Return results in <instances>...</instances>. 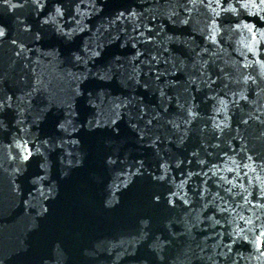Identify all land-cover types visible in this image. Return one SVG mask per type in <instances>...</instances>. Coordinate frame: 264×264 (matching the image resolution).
I'll use <instances>...</instances> for the list:
<instances>
[{"label":"clouds","instance_id":"1","mask_svg":"<svg viewBox=\"0 0 264 264\" xmlns=\"http://www.w3.org/2000/svg\"><path fill=\"white\" fill-rule=\"evenodd\" d=\"M48 4L49 0H0V7H6L12 13L30 5L41 28L50 27L57 35L67 39L89 30L87 20L103 10V5L97 0H78L72 6L73 14L67 18L65 7L59 3L52 4V10L41 16ZM142 15L133 9L127 18L139 28L138 21ZM162 15L179 26H187L194 21L197 26L194 31L203 37L204 43L199 44L194 36L183 41L175 37L177 43H183L190 53H194L191 61L172 55L165 60L162 54H152L156 64L163 61L170 65L168 71L157 74V84L160 76L175 77L183 72L184 86L173 95H169L166 89L169 86L177 87L180 81L167 79L159 87L163 112H156L145 119L147 109L140 106L139 119L144 120V124L130 123L129 127L136 131L141 141H146V147L155 150L159 158L158 167L153 165L150 169L144 159L132 161L127 155L122 159L108 156L106 163L109 166L119 163L123 165V170L116 172L117 180L110 185L111 198L107 203L109 206L118 203V193L132 184L136 177L147 173L155 185L163 186L153 193V203L166 201L169 208L188 209L179 220L174 217L166 221V227L174 237L185 236L188 240L183 258L171 264H193L194 260L204 261L205 264H264V0H174ZM19 19L21 31L31 33L32 25L26 24L22 17ZM160 29L163 33V24ZM140 35L149 39L144 32ZM42 38L41 32L34 33L35 41L39 42ZM173 39L171 34L166 36L164 52H170L168 45ZM6 40L14 46L13 65L22 57L23 67L28 69V61L31 60L33 83L31 89L18 96L19 101L27 105V108H19L21 120L17 124L23 125L20 135H14L11 143H0V170L15 178L26 171L24 165L32 156H44L46 163L41 168L45 174L32 181L37 185L34 190L36 195L29 194V200L25 201L35 206L32 205L33 200L37 205L40 203L37 197L47 200L56 195L55 182L47 187L44 183L50 179L49 152L62 149V164L69 167L79 165L82 162L78 151L81 142L75 134L82 127H87L89 131L110 128L119 134V121L125 114L131 118V113L126 112L131 101L119 97L106 98L101 92L99 99L88 101L96 114L86 124L76 123L77 113L66 111V119L57 125L64 135L55 143L49 138L37 140L31 132V125L23 121L24 113L32 106V98L40 91L49 92L48 84L53 76L65 82L74 96H81L83 93L79 82L88 78V72H61L57 53L45 51L38 44L28 47L19 38L9 39L8 29L0 25V47ZM99 47L102 46L89 48L86 41L83 51L87 58L77 54L75 60L87 68L89 60L100 57ZM33 52L37 54L35 57L32 56ZM141 55L142 52L138 50L131 59L136 60ZM142 63L151 62L144 60ZM213 69L218 74H214ZM134 71L135 76L129 79L139 84V66ZM98 78L110 81L112 75L99 74ZM20 79L27 83L26 77L21 76ZM144 87L147 88V85ZM197 93L203 94L199 101ZM68 99L72 97L61 98L58 106L71 109L72 104L68 103ZM49 101L50 107L51 96ZM173 102L177 112L165 116ZM205 105L207 111L202 110ZM5 106H13L10 94L0 100V111ZM41 111H48V107ZM42 118L37 116L33 123H38ZM154 121L162 123L154 124ZM0 127H6L2 121ZM194 131L199 136V147L185 149ZM161 144L164 145L163 150ZM171 144H175L177 149H185L187 156L173 152L169 147ZM63 175H67V172ZM11 191L16 196L22 194L15 179L12 180ZM173 222L182 226L181 232L172 230ZM140 223L142 229H146L150 221L145 219ZM200 231H206L208 235L197 241L196 233ZM147 236L148 233L142 231L136 243ZM169 243L158 234L150 245L157 252L159 260L165 259L163 252ZM238 244H247L249 251H235Z\"/></svg>","mask_w":264,"mask_h":264},{"label":"water","instance_id":"2","mask_svg":"<svg viewBox=\"0 0 264 264\" xmlns=\"http://www.w3.org/2000/svg\"><path fill=\"white\" fill-rule=\"evenodd\" d=\"M77 2L78 0H49L48 7L40 15H46L52 10V4L59 3L65 7L67 18L73 14L72 6ZM97 2L103 5V10L87 20L89 30L72 39L57 35L50 27L41 28L39 19L33 14L30 5L18 8L14 13L9 12L6 7H0V25L8 29L9 39L19 38L27 43L28 47L38 44L45 51L57 53L61 72H88V78L79 82L83 93L81 96H74L65 82L53 76L48 84L49 92L40 91L32 98V106L24 113L23 121L31 125V132L36 135L37 140L49 138L55 143L61 138L64 133L57 129V125L66 119V111L77 113L76 123L86 124L87 120L96 114V110L88 101L99 99L101 92H104L106 98L119 97L121 100L131 101L126 110L131 113V118L125 114L119 121V134L110 128L89 131L87 127H82L75 134L81 142L78 151L81 153L82 162L79 165L69 167L62 164V149L49 152L47 162H50V179L44 183L47 187L55 182L54 197L47 200L37 197L40 203L37 205L33 200L32 205L35 206L25 203L29 200V194L36 195L34 190L37 185L32 181L45 174V170L41 168V165L46 163L44 156H32L24 165L26 171L15 178L0 170V264H171L178 258H183V250L188 240L185 236L174 237L166 227V221L173 220L174 217L179 220L182 213L188 209L169 208L166 201L153 203V193L163 186L155 185L147 173L136 177L132 184L122 189L118 193L119 202L109 206L107 202L111 198L110 185L117 180L116 172L122 171L123 165L117 163L109 166L106 160L108 156L122 159L127 155L132 161L144 159L150 169L153 165L158 167L159 158L155 150L146 147V141H141L129 124H144V120L139 119L141 105L147 109L145 119L156 112H163L159 87L163 86L167 79L180 81L177 87L169 86L166 89L169 95H173L184 86L185 74L181 72L175 77L160 76L157 84V74L160 71H168L170 65L163 61L156 64L152 54H162L165 60L172 55L191 61L194 53H190L183 43H177L175 37L178 36L183 41L189 36H194L201 45L204 43L203 37L194 31L197 27L194 21L187 26H179L164 18L162 13L174 0ZM133 9L143 13L138 21L139 28L127 18ZM121 13L124 15L121 16ZM21 17L26 24L32 25L31 33L21 31ZM117 17L120 19L117 20ZM161 24L164 25L163 33ZM36 31L42 33L43 38L39 42L33 39ZM141 32L149 39L141 37ZM169 34L174 39L168 45L170 52H164L163 41ZM117 36L118 39L115 38ZM86 41L89 48L102 46L98 49L101 51L100 57L89 60L87 68L75 60L77 54L87 58L83 51ZM13 50L14 46L9 45L7 40L0 47V100L9 94L13 98V106H5L0 111V121L6 126L0 127V143H11L14 135H20V127L23 125L17 124V121L21 120L19 108H27V105L22 104L18 96L31 89L33 83L31 60L28 61V69L23 67L22 57L13 65ZM138 50L142 55L132 60ZM36 55V52L32 53L33 57ZM144 60L151 63L144 64ZM137 66L140 69L139 84L135 83L134 79H129L130 76H135L134 70ZM213 72L218 74L215 69ZM104 73L112 75V79H99L98 75ZM21 76L26 77L27 83L21 81ZM144 85H147V88ZM202 95L197 93L198 101L202 99ZM49 96L52 97L50 107ZM68 97H72L68 99V103L72 104L71 109L58 106L61 98ZM46 107L48 111H41ZM202 110L207 111V105ZM176 112L173 102L169 112L164 115L172 116ZM37 116L43 118L38 123H33ZM153 123L160 124L162 121ZM169 147L173 152L186 157L185 149L199 147V136L194 131L185 149H177L175 144ZM160 148L163 150L164 145L161 144ZM75 159L73 157L74 161ZM64 172H67V175H63ZM13 179L20 186V196L11 191ZM145 219L150 223L146 229H142L140 221ZM172 230L179 233L182 226L173 222ZM142 231L147 232L148 236L136 243ZM158 234L163 240L170 241L163 252V261L158 259L157 252L150 247ZM207 235L206 231L197 232V241ZM225 239L227 240V237ZM241 250L249 251L248 245H236L235 251ZM193 264L205 262L194 260Z\"/></svg>","mask_w":264,"mask_h":264}]
</instances>
